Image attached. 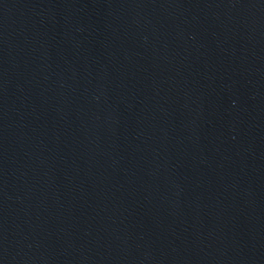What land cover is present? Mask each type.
Instances as JSON below:
<instances>
[{
    "label": "water",
    "instance_id": "obj_1",
    "mask_svg": "<svg viewBox=\"0 0 264 264\" xmlns=\"http://www.w3.org/2000/svg\"><path fill=\"white\" fill-rule=\"evenodd\" d=\"M0 264H264V0H0Z\"/></svg>",
    "mask_w": 264,
    "mask_h": 264
}]
</instances>
